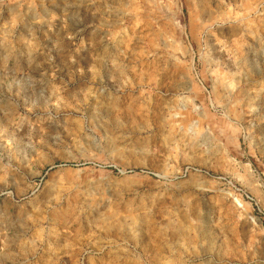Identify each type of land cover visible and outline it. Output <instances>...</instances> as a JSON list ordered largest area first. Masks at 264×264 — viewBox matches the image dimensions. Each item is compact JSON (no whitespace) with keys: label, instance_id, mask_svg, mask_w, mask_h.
I'll return each mask as SVG.
<instances>
[{"label":"rangeland","instance_id":"obj_1","mask_svg":"<svg viewBox=\"0 0 264 264\" xmlns=\"http://www.w3.org/2000/svg\"><path fill=\"white\" fill-rule=\"evenodd\" d=\"M0 264H264V0H0Z\"/></svg>","mask_w":264,"mask_h":264}]
</instances>
